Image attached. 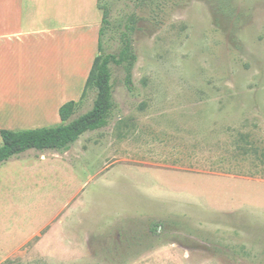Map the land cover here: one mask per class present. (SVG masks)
I'll return each mask as SVG.
<instances>
[{
	"label": "rangeland",
	"instance_id": "1",
	"mask_svg": "<svg viewBox=\"0 0 264 264\" xmlns=\"http://www.w3.org/2000/svg\"><path fill=\"white\" fill-rule=\"evenodd\" d=\"M98 7L112 22L105 53L118 54L134 26L132 90L111 63L107 126L83 135L68 161L0 164V264H264V184L185 173L264 181V0ZM96 96L90 87L73 119ZM51 120L26 126L61 124Z\"/></svg>",
	"mask_w": 264,
	"mask_h": 264
},
{
	"label": "crops",
	"instance_id": "2",
	"mask_svg": "<svg viewBox=\"0 0 264 264\" xmlns=\"http://www.w3.org/2000/svg\"><path fill=\"white\" fill-rule=\"evenodd\" d=\"M85 2V9L72 10L60 0H0V131L33 130L49 123L26 126L28 120H33L29 124L48 118L58 120L51 125L61 123L60 108L81 100L99 54L102 25L98 0ZM72 146L63 156L48 154L54 151L29 150L15 158L68 161ZM185 173L264 184L247 176ZM251 198L260 200L255 194ZM227 202L232 208L238 196L228 197Z\"/></svg>",
	"mask_w": 264,
	"mask_h": 264
},
{
	"label": "trees",
	"instance_id": "3",
	"mask_svg": "<svg viewBox=\"0 0 264 264\" xmlns=\"http://www.w3.org/2000/svg\"><path fill=\"white\" fill-rule=\"evenodd\" d=\"M111 26L110 13L104 9L99 35V54L94 60L81 98V100L84 98L90 87L96 88L97 96L93 108L86 114L73 119L81 100L79 102L71 101L64 104L59 110L60 125L33 130L0 131L3 142L0 146V164L29 150L64 153L86 133L99 130L109 124L114 107L109 65L113 63L125 69L126 84L132 90L131 70L136 60L131 44V35L134 31V26L131 24L125 25V31L121 35L122 48L120 52L118 54L105 53L104 37ZM247 137L242 136V141L245 142ZM251 147L252 153L257 155L258 150ZM259 160L264 163V155Z\"/></svg>",
	"mask_w": 264,
	"mask_h": 264
}]
</instances>
